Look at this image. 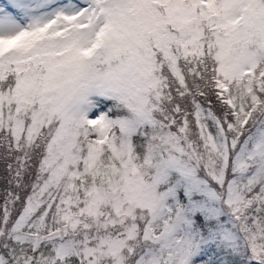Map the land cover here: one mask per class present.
I'll return each instance as SVG.
<instances>
[{
    "label": "snow or ice",
    "instance_id": "obj_1",
    "mask_svg": "<svg viewBox=\"0 0 264 264\" xmlns=\"http://www.w3.org/2000/svg\"><path fill=\"white\" fill-rule=\"evenodd\" d=\"M0 264H264V0H0Z\"/></svg>",
    "mask_w": 264,
    "mask_h": 264
}]
</instances>
